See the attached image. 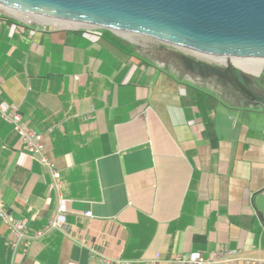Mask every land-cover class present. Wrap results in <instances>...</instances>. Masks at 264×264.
Listing matches in <instances>:
<instances>
[{"label":"crops","instance_id":"1","mask_svg":"<svg viewBox=\"0 0 264 264\" xmlns=\"http://www.w3.org/2000/svg\"><path fill=\"white\" fill-rule=\"evenodd\" d=\"M107 32L0 14V99L59 173L55 193L0 120V200L31 237L13 254L0 222V264H169L219 248L264 261V100H233L166 63L184 53ZM59 198L65 224L35 236Z\"/></svg>","mask_w":264,"mask_h":264},{"label":"water","instance_id":"2","mask_svg":"<svg viewBox=\"0 0 264 264\" xmlns=\"http://www.w3.org/2000/svg\"><path fill=\"white\" fill-rule=\"evenodd\" d=\"M28 16L153 39L192 53L264 60V0H0Z\"/></svg>","mask_w":264,"mask_h":264},{"label":"built area","instance_id":"3","mask_svg":"<svg viewBox=\"0 0 264 264\" xmlns=\"http://www.w3.org/2000/svg\"><path fill=\"white\" fill-rule=\"evenodd\" d=\"M0 120L5 124L11 126L16 136L19 138L24 150L31 156H34L38 161L45 166L50 173L51 183L49 190L55 193L59 192V173L50 164L46 153L44 144L42 141V135L33 131L25 122L19 109L15 106H11L0 99ZM66 206L65 201L61 198L58 200L57 214L52 218L47 226L37 233L35 236H41L46 234L51 229H56L65 224L66 218ZM90 212L84 214L85 217H89ZM0 222L6 227L11 235V250L13 254L16 252L20 243H23L24 248L29 245V239L31 238L28 233V227L26 223L20 219H17L6 208V206L0 200ZM102 264H112L113 261L107 258L101 260ZM117 264H131L130 262H124L117 260ZM169 264H264L263 260L259 259H247L243 257L239 250H230L219 248L213 254L207 257H191L189 255L176 254L169 261Z\"/></svg>","mask_w":264,"mask_h":264},{"label":"flooded vegetation","instance_id":"4","mask_svg":"<svg viewBox=\"0 0 264 264\" xmlns=\"http://www.w3.org/2000/svg\"><path fill=\"white\" fill-rule=\"evenodd\" d=\"M166 63L180 62L182 69L189 72L183 77L196 79L205 75L210 76L215 83L222 86L224 96H228L233 100H247L252 103H262L264 100V71L261 70L260 75L255 77L248 76L249 73L233 67L227 70L223 67L213 64L207 65L203 62L194 60L193 58L182 57L178 54L166 53ZM213 65V66H212ZM248 74V75H247Z\"/></svg>","mask_w":264,"mask_h":264},{"label":"bare ground","instance_id":"5","mask_svg":"<svg viewBox=\"0 0 264 264\" xmlns=\"http://www.w3.org/2000/svg\"><path fill=\"white\" fill-rule=\"evenodd\" d=\"M7 13H9L12 16L20 17L21 19L25 21H31V20H41L42 22L45 23H54L58 25H62L64 27H68L71 29H77L80 26L77 24L69 23V22H61V21H54L46 18H41L38 16H29L27 17L25 14L19 13L17 11H14L9 8H3ZM61 28V27H60ZM118 35H121L123 37L129 38V34L126 33H121L117 32ZM196 54V53H195ZM196 56L204 58V59H211L216 62H219L221 64H226L227 63V58L225 57H213V56H205V55H200L196 54ZM231 64H234L241 68L244 72L253 74V75H258L261 70L264 68V60L262 59H243V58H232V60H229Z\"/></svg>","mask_w":264,"mask_h":264},{"label":"rangeland","instance_id":"6","mask_svg":"<svg viewBox=\"0 0 264 264\" xmlns=\"http://www.w3.org/2000/svg\"><path fill=\"white\" fill-rule=\"evenodd\" d=\"M0 14L4 15V16H7V17H11V18L15 19L16 21L23 22V23H26V24H31V25L35 24V23L48 24V23L42 22L41 20H31V21L27 22V21L21 19L20 17H16V16L10 15L9 13H7L2 8H0ZM26 16L29 17L28 15H26ZM77 29H80V28H77ZM98 30H100V29H98ZM120 38L125 39V40L129 41L130 43L135 44L136 46H140V47H144V48H158V47H161V46L162 47H167V48H170V49L175 50L177 52H182L186 56H188L190 58H193L196 61L203 62V63H206V64H213V65L220 66V67L224 66L223 64H221L219 62H216L214 60L204 59V58L198 57V56H196V54H194L192 52H189V51H186V50H182V49L179 50V49H176V48L173 49V47L163 45V44H161V43H159V42H157V41H155L153 39L147 38V37H142V36H137V35H130L129 38H126V37H123V36L120 37ZM229 60H232V58H230ZM232 65L234 67H237L238 69H241V68H239L238 66H236L234 64H232ZM262 71H264V68L262 69ZM258 75H260V73ZM248 76L255 77L257 75L249 74Z\"/></svg>","mask_w":264,"mask_h":264},{"label":"trees","instance_id":"7","mask_svg":"<svg viewBox=\"0 0 264 264\" xmlns=\"http://www.w3.org/2000/svg\"><path fill=\"white\" fill-rule=\"evenodd\" d=\"M103 32H104V34H107L108 32L106 31V30H103ZM112 39L114 40V42L119 46V47H121L122 48V46H127L128 48H131L130 47V45H128V44H125L122 40H120V39H117V38H114V37H112ZM124 44V45H123Z\"/></svg>","mask_w":264,"mask_h":264}]
</instances>
